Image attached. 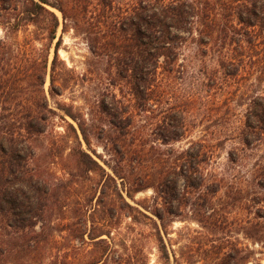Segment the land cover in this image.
<instances>
[{
  "label": "trees",
  "instance_id": "1",
  "mask_svg": "<svg viewBox=\"0 0 264 264\" xmlns=\"http://www.w3.org/2000/svg\"><path fill=\"white\" fill-rule=\"evenodd\" d=\"M54 8L89 47L83 72L60 58ZM0 24V264H149L151 241L161 264H264L225 235L229 211L214 204L224 179L206 171L209 129L229 114L222 96L246 105L224 136L243 145L230 160L264 144V0H0ZM48 73L52 96L78 90L81 104L52 106ZM200 124L205 135L170 146ZM249 172L225 194L247 213L243 238L264 247V155ZM149 188L152 205L128 200ZM176 220L196 221L205 241L177 255L165 239Z\"/></svg>",
  "mask_w": 264,
  "mask_h": 264
},
{
  "label": "rangeland",
  "instance_id": "2",
  "mask_svg": "<svg viewBox=\"0 0 264 264\" xmlns=\"http://www.w3.org/2000/svg\"><path fill=\"white\" fill-rule=\"evenodd\" d=\"M121 3H126L129 0H119ZM57 15L60 17L61 25L58 30L57 37L62 36V43L59 49V55L62 60H65L69 66H73L79 72H83L85 70V61L87 57L90 55L89 47L85 40L82 37L81 32L76 31L72 27V23L68 24V27L65 31H63V23H62V13L58 9H53ZM5 30L2 24H0V38L5 36ZM27 33V32H26ZM24 31H20L11 36V43L18 44L20 43L26 34ZM54 47L51 49L50 60L53 57ZM186 57L188 59L189 65H191V71H196L201 65V56L198 53L197 46L191 44L186 50ZM50 71V68L49 70ZM44 88L46 94L49 98L50 104L54 107L57 106V103L65 101L67 103L72 102V98L76 101L75 105L81 104L80 92L77 90L75 93H71L69 90L66 91L63 95H51L49 93L50 90V75L47 74ZM95 84L91 83L89 87L90 93L95 89ZM264 88V85H263ZM225 96H222L220 104L221 112L224 113L229 108V114L226 115L227 118L221 122L220 125L210 127L209 131L211 135H208V140L216 145V152L211 160L210 164L207 165V173L209 176L212 174H216L219 180L224 179L221 183H215V186H220V191L218 192L216 198L214 199V204L223 207H226L225 210L229 211L228 217L229 221L225 224V235L228 236L233 241H237L238 239L242 242L250 243L251 247L255 249L256 257H258L264 263V247L257 243H252L250 240H246L243 238V235L240 231V219L245 217L247 213L242 211L237 206L232 207L228 205L230 200L229 197L226 196L225 192L229 189L236 187L241 184L242 176L245 177L250 173V167L256 161L262 159L264 155V144L260 146V148L254 150H247L246 155L241 158L236 164L230 160L229 152L231 150L241 148L243 145L239 143L238 140L235 139H225L224 136L231 135L234 136L239 132V128L243 126V114L246 108V105H239L242 103L243 99L240 97V92L235 96H232L229 100V103L224 105ZM69 119V117H68ZM71 120V119H70ZM143 123V120L142 122ZM58 124L61 125V121H58ZM205 124H200L192 129L190 135L181 139L180 141H176L172 143L170 146L176 149L186 148L191 139H197L206 134L204 130ZM62 130V127H59ZM164 148H168V146H163ZM98 150L103 152L101 146H98ZM55 169L60 171V165L56 164ZM219 182V181H217ZM154 195V190L149 188L147 190H141L135 193L134 200L128 198V200L134 204L139 205L143 208L139 203L143 205V201L146 200V203L149 205L153 204L152 197ZM232 207V208H231ZM131 222L129 218H125L121 224V228L116 230L114 237L116 241L118 239H122L124 237V233L128 231L127 225ZM137 231H145L150 230V227L145 225H136ZM169 235L165 238L167 243H172V248L176 251L177 255L179 252L187 250L189 247H197L205 241L204 234L207 233V230L202 228L196 221H182L176 220L172 225L168 227ZM131 235V234H129ZM129 237V236H127ZM131 237V236H130ZM170 239V241H169ZM119 243V242H118ZM141 245L143 246V236H141ZM154 242H150L149 250H150V263L149 264H161L159 259V253L157 249L154 247Z\"/></svg>",
  "mask_w": 264,
  "mask_h": 264
}]
</instances>
